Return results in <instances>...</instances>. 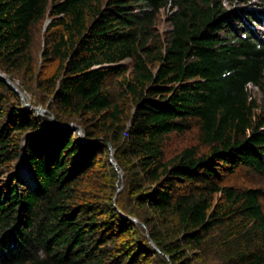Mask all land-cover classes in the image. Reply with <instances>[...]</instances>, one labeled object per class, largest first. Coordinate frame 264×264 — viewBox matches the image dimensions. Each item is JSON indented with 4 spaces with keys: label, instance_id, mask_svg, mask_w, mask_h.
Returning <instances> with one entry per match:
<instances>
[{
    "label": "trees",
    "instance_id": "1",
    "mask_svg": "<svg viewBox=\"0 0 264 264\" xmlns=\"http://www.w3.org/2000/svg\"><path fill=\"white\" fill-rule=\"evenodd\" d=\"M0 73V264H264V0H0Z\"/></svg>",
    "mask_w": 264,
    "mask_h": 264
},
{
    "label": "rangeland",
    "instance_id": "2",
    "mask_svg": "<svg viewBox=\"0 0 264 264\" xmlns=\"http://www.w3.org/2000/svg\"><path fill=\"white\" fill-rule=\"evenodd\" d=\"M228 7V5H227ZM49 16H46L44 23L42 25V27L44 28L45 25H47V23L49 22ZM169 26L168 23L166 21V17L162 14L159 17V22H158V30L161 34H165L166 31H168ZM43 31L40 28V31L37 33V43H36V52L38 53L42 47H43ZM36 60L38 65H40V67H42L40 69V71L42 72H47L49 68H46V66H44L43 61L41 59V57L39 55H36ZM39 69V68H38ZM2 74V73H1ZM9 79V78H8ZM11 80V79H9ZM12 83L17 87V89L19 90V98L21 100V102L23 104H28L30 107H28L29 109H33V108H40L42 110H44L43 113H45L46 107L48 105V103H38V101H41L42 96L40 95L39 92L34 91L33 93H35L34 96H36V94H38L36 97H33L30 91H24L21 88V83L18 80H15V82L13 80H11ZM256 90V89H255ZM254 90V94L253 96H255L256 98H260V93L256 92ZM27 107V106H26ZM70 125H74L75 128L73 131H77L81 133L82 131V126L80 124H78L76 121H71ZM191 145H198L197 141H196V134L195 131L193 130L192 132H185L181 135H176V134H171L166 138V141L164 142L163 145V149L165 151V157L169 158L171 157L173 154H175L176 152L180 151L181 149H183L184 147H188ZM109 152L108 154L105 155L104 159L107 160V162L109 163L110 166L105 167V170H103V168H100V172L106 174V172L108 173V175L103 176L102 174L100 176H98L97 179H93L94 183L96 184V191L98 192V194L100 195V197H104L105 203H110L111 202V198L112 197V202L113 204H115V208L116 210L120 213V209L117 205V200L119 199V194L120 192L123 193L124 191V180H125V171L123 169H121L116 161L115 158V148L109 144ZM199 149L201 150V152L205 151V148L203 146H200ZM99 171V170H98ZM99 172V173H100ZM112 174V175H110ZM114 174V175H113ZM235 182L236 185H241V186H246V185H252L255 184L256 186H264V177H257L253 180L244 178V177H238L237 179H231L229 178L227 180V182ZM116 189L115 192H113V189ZM120 201V200H119ZM120 203V202H119ZM123 204H128V201L126 200V202L124 201ZM262 205H263V210H264V199L262 200ZM130 219L133 220V222L135 224L141 225V221L138 220L137 218L131 217ZM148 231L146 230V235H148ZM151 243V242H150ZM152 246V243H151ZM153 248H155V246H153ZM191 255L189 254L188 257H190ZM165 258V257H163ZM152 264H165V262L163 261V259H159L156 256H154L152 259ZM194 264H212V260H207L206 262L201 261L200 259L197 260H193Z\"/></svg>",
    "mask_w": 264,
    "mask_h": 264
},
{
    "label": "water",
    "instance_id": "3",
    "mask_svg": "<svg viewBox=\"0 0 264 264\" xmlns=\"http://www.w3.org/2000/svg\"><path fill=\"white\" fill-rule=\"evenodd\" d=\"M0 78L5 80L10 87L16 92V93H20L19 90L17 89V87L12 83L11 80H9L7 77H5L3 74L0 73ZM27 107H30L28 104H26ZM33 110L37 113V114H42L44 112V110L40 109V108H33ZM53 119V118H52ZM64 127H68L71 128L72 130H74L75 126L74 125H63ZM23 165V159L20 160V162H18L17 164V169H19V167Z\"/></svg>",
    "mask_w": 264,
    "mask_h": 264
}]
</instances>
